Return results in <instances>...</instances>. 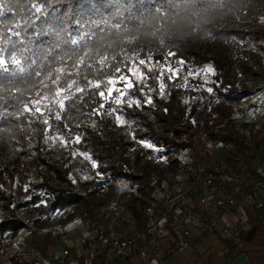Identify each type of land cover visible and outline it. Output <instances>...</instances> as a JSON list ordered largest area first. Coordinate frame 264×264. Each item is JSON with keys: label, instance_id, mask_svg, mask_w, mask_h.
Masks as SVG:
<instances>
[{"label": "trees", "instance_id": "1", "mask_svg": "<svg viewBox=\"0 0 264 264\" xmlns=\"http://www.w3.org/2000/svg\"><path fill=\"white\" fill-rule=\"evenodd\" d=\"M32 2L19 0L9 14L21 24L13 29L20 36H12L14 41H22L18 47L47 49L56 39V31L63 39L78 31L95 33L90 40L93 54L98 46L109 55L113 69L119 66L122 72L106 69L89 79L129 75L135 86L126 89L123 100L131 96L141 104L116 105L90 89L80 99L65 101L61 120L50 116L44 124L39 113L22 111L24 103L32 107L36 92L48 91L39 83L42 77L12 84L11 91L0 88V112L7 109L10 113L0 120V262L31 264L27 257H38L34 260L51 263L50 247L67 238V228L74 224L96 232L94 243L104 242L119 182L130 190L120 197L126 220L147 240L153 226L172 228V222L164 221L160 214H146L147 207L157 204L167 189H182L195 154L201 153L205 159L196 168L209 169L210 149L223 146L221 158L229 170L247 167L249 144L242 130L254 137L259 120L243 106L264 82V0H193L181 8L165 3L161 12L154 11L160 0H120L119 5L114 0H49L46 15H32ZM74 20L89 23L80 28ZM0 32L9 34L2 25ZM129 37L136 39L127 43ZM56 51H67V45ZM120 52L138 54L145 60L151 57V71L137 60L145 80L131 76L125 67H131V61H124ZM114 54L116 61H111ZM209 68L212 71H206ZM188 78L200 82L202 89L175 88ZM85 83L80 79L81 86ZM115 87L123 88V82ZM116 96L113 90L112 98ZM149 97L151 104L146 102ZM44 103L47 101H42V110ZM51 107L57 106L53 103ZM111 108L117 109L125 121L123 126L115 113L106 114ZM242 109L249 110L250 118L238 127ZM145 143L153 147H145ZM240 160L245 163L242 167ZM247 171L264 180L261 173ZM23 232H28L23 241L26 251L15 244ZM177 239L163 259L176 255ZM226 254L224 264H233L243 252L231 243Z\"/></svg>", "mask_w": 264, "mask_h": 264}, {"label": "built area", "instance_id": "2", "mask_svg": "<svg viewBox=\"0 0 264 264\" xmlns=\"http://www.w3.org/2000/svg\"><path fill=\"white\" fill-rule=\"evenodd\" d=\"M184 88L187 91H200L202 85L197 80L186 79L176 85V89ZM264 98V89L253 91L252 100L243 107L257 117L255 136H247L249 149L247 151V167L229 170L226 162L218 161L209 169L195 168L189 174L188 181L182 189H167L165 196L155 205L146 209V214L156 212L169 221L172 217L177 222L180 234L178 255L195 250L201 237H210L212 229L225 216L235 214L241 208H251L258 213L264 212V180H257L247 169L254 167L264 175V101L262 104L254 102ZM124 183H118V196L109 215L104 242L88 241L84 246V256L97 261L103 244L113 249L117 254V264H169L163 259V249L159 243L161 229L153 226L147 240L134 233L131 223L126 220L125 208L120 203V197L129 192ZM195 201L206 205L209 201L215 211L209 221L199 223L196 233L186 212L180 206V201ZM76 255L65 249L49 264H70ZM31 264H48L42 260H33Z\"/></svg>", "mask_w": 264, "mask_h": 264}, {"label": "snow or ice", "instance_id": "3", "mask_svg": "<svg viewBox=\"0 0 264 264\" xmlns=\"http://www.w3.org/2000/svg\"><path fill=\"white\" fill-rule=\"evenodd\" d=\"M114 2L119 5L120 0H114ZM153 3L156 0H152ZM193 0H160V6H157L154 11L161 12L163 5L166 3L169 7L181 8L187 7L192 4ZM19 3V0H0V25L7 30L8 35L0 32V88L4 91H11L10 85L12 84H27L35 77H42L39 83L44 89H48L47 92H36L34 98L31 99L30 103L32 107H29V103H24L22 111L30 112L32 115L36 113L40 114L43 118V123H49V117H54L56 120L62 119V111L65 110V101L77 100L82 98L90 89L98 90L95 94L102 97L105 101L120 105L122 103H127L129 107L133 104L140 107V100L133 99L131 96L128 97L127 101L123 100V97L127 96L128 93L126 89H131L135 85L129 75H112L106 76L104 79H89V75L97 76L105 73L106 69H113V64L109 61V55L104 52L99 51L98 46L95 54L92 52L94 45L90 44V40L95 33H90L85 31L83 33L76 32L68 33L70 39H63L60 31H56V39L49 43L47 49L37 47L36 49L28 47H18L22 43L20 40H13L12 36H20L18 31H13L14 28H21L19 22H14V18L9 16L10 13L14 12V7ZM49 3V0H33L31 3L29 11L32 15L35 13H41L46 15L45 5ZM166 14V13H165ZM32 17L29 16L28 19ZM38 18V17H37ZM28 19L25 20L27 24ZM74 24L79 25L80 28H84L88 21L83 23L80 20H74ZM11 25V26H10ZM93 26L99 28V24L93 22ZM59 27V26H57ZM114 27H119V24ZM55 31V30H54ZM89 37V39H85ZM135 37L127 38V43H133ZM63 45H67V51L57 52L56 49ZM75 46V47H73ZM71 55H68V52ZM27 53V55H26ZM124 61H131V67L125 64V67L131 73V76H135L137 81H143L146 79L145 72L141 71L137 66V60L139 65H144L148 71L152 69L148 67V60L140 59L137 55H125L124 52L118 53ZM169 55H174V53H169ZM39 61V63H38ZM71 61L69 64L68 62ZM111 61H116V54L112 55ZM182 63V62H181ZM46 69V70H45ZM170 72L171 68L168 69ZM115 73H121L122 69L117 66L113 69ZM206 71H212L210 68ZM43 72V75H42ZM192 73H189L191 75ZM86 81L84 86H81L80 79ZM123 82V88L115 87L118 82ZM50 82V83H48ZM161 91L164 89V85H160ZM17 92L20 91L19 88L15 89ZM113 90L116 91L117 96L112 98ZM211 91V89H209ZM107 93V95H106ZM78 94H80L78 96ZM111 98V100H110ZM0 99H3L0 97ZM42 101H47L43 104V109L41 108ZM151 104L152 100L149 97L146 101ZM7 99H4V104H7ZM55 103L56 109H53L51 105ZM100 108L104 107L102 103ZM95 112H99V109H95ZM47 113V114H46ZM115 115V119L119 122L121 126L125 124L121 115L118 113L116 108H111L107 115ZM10 115L7 109L0 112V120H4ZM17 119L19 116L16 117ZM80 137H76V141L79 142ZM145 147L152 148L151 144L145 143ZM86 159L89 157H85Z\"/></svg>", "mask_w": 264, "mask_h": 264}, {"label": "crops", "instance_id": "4", "mask_svg": "<svg viewBox=\"0 0 264 264\" xmlns=\"http://www.w3.org/2000/svg\"><path fill=\"white\" fill-rule=\"evenodd\" d=\"M240 163L245 164L244 160ZM251 169L252 172H257L254 167ZM180 206L186 212L195 233L199 223L209 221L215 211L211 201L202 205L195 201L182 200ZM169 221L172 222V228H162L159 236V243L164 254L178 240L177 238L180 239L177 222L173 217ZM231 243L237 245L243 252L242 256L236 259L233 264H264V212L258 213L251 208H241L235 214L223 217L212 229L210 237H201L195 250L181 255L176 254L169 259V264H224L228 244ZM84 246H77V249L74 250L76 258L70 264H117L116 252L106 244H103L100 250L99 256L103 255L100 263L84 256ZM218 249L223 254L220 255L222 258L219 263L211 258V255L215 254ZM199 255H203L201 261L198 260Z\"/></svg>", "mask_w": 264, "mask_h": 264}, {"label": "rangeland", "instance_id": "5", "mask_svg": "<svg viewBox=\"0 0 264 264\" xmlns=\"http://www.w3.org/2000/svg\"><path fill=\"white\" fill-rule=\"evenodd\" d=\"M262 85H258L261 86L263 88L264 86V82H261ZM257 86V87H258ZM264 89V88H263ZM253 95V94H252ZM252 96L250 97V99L247 101V103L252 100ZM264 101V98L260 97L256 100H254V102L262 104ZM246 103V104H247ZM239 115V122H238V127L246 120V118H250L249 115V110L248 109H242V112L238 113ZM259 124V121H258ZM257 124V125H258ZM242 132L248 136V131L246 130H242ZM224 149L223 146H219L217 148H212L210 149L209 152V158H208V164L210 166H213L215 163H217L218 161H224L225 159H222L224 157ZM222 156V158H221ZM202 154H195V156H193V164L190 166L189 169V173L192 172L193 169L196 168V166L199 165H203L205 163V159H202ZM241 161V160H240ZM243 164L239 163V167H242ZM185 185V183H183L180 188H183ZM134 228V227H133ZM135 233V231H134ZM96 232L94 231H88L87 229H85L84 227H82L80 224H74L70 227L67 228V238L64 237L63 241H61L60 243L57 244L56 247L51 246L49 251H48V256H51V259L54 260L56 259L59 255H61V252L65 249H68L70 252H72L74 254V250L77 249L78 245H85L88 241H92L94 239V237L96 236ZM28 235V232H23L19 238L15 241V244L17 245V247L21 250V251H26V245L23 244L24 239H26ZM42 238V236L40 237ZM39 237H37V239H40ZM61 251V252H60ZM26 255V254H25ZM29 255V254H27ZM223 255L221 251H219V249L217 250V252H215V254L211 255V258L213 259V261L219 263V261H221V258ZM203 257V255H199L198 260H202L201 258ZM28 259H30V261L34 260V259H38V257H27ZM200 258V259H199ZM204 260V258H203ZM0 264H3V262H0Z\"/></svg>", "mask_w": 264, "mask_h": 264}, {"label": "water", "instance_id": "6", "mask_svg": "<svg viewBox=\"0 0 264 264\" xmlns=\"http://www.w3.org/2000/svg\"><path fill=\"white\" fill-rule=\"evenodd\" d=\"M244 257H245V255H244Z\"/></svg>", "mask_w": 264, "mask_h": 264}]
</instances>
